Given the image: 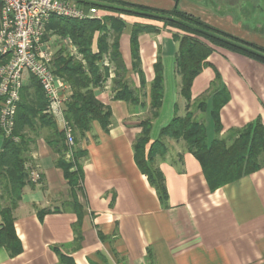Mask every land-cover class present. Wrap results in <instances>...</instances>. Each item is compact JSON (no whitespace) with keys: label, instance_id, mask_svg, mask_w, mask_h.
Segmentation results:
<instances>
[{"label":"crops","instance_id":"crops-1","mask_svg":"<svg viewBox=\"0 0 264 264\" xmlns=\"http://www.w3.org/2000/svg\"><path fill=\"white\" fill-rule=\"evenodd\" d=\"M102 2L119 8L131 5L153 12L191 15L264 49V0ZM99 11L101 19L115 17L126 24L120 37L126 76L123 80L116 77L115 67L105 55L100 66L103 71L106 62L110 65L109 76L94 90L96 98L111 110L110 125L105 129L94 121L84 134L75 135L74 131L73 160L68 161L65 154V161L73 162L76 150L84 152L73 168L78 165L82 171L78 190L58 165L61 156L52 147V127L36 119L33 128H26L30 182L12 211L21 251L12 255L0 247V264H264V167L222 188L211 189L188 145L162 136L176 117L184 118L190 112L189 101L180 94L179 42L174 37L184 33L162 19ZM135 25L154 29L139 35L138 69L131 49ZM210 46L213 53L209 65L193 82L190 100L205 98L206 110L196 112L195 119L203 116L209 143L250 124L260 122L264 126V62ZM93 51L99 52L98 34ZM157 63L162 69L163 100L158 115L152 118L151 89ZM126 84L140 97V105L116 99ZM25 89L29 91L28 102H34L36 88L28 74L24 76ZM71 94L72 90L69 98ZM217 94L229 98L218 113L219 134L214 120ZM148 119L147 150L158 140L167 149L154 163L165 180V203L135 160V145ZM54 121L57 130L65 133L63 124ZM3 145L0 137V154ZM31 173L39 174L40 179L33 180ZM6 189L7 180L1 178L0 196H5ZM2 225L0 204V229Z\"/></svg>","mask_w":264,"mask_h":264},{"label":"trees","instance_id":"trees-1","mask_svg":"<svg viewBox=\"0 0 264 264\" xmlns=\"http://www.w3.org/2000/svg\"><path fill=\"white\" fill-rule=\"evenodd\" d=\"M86 3V0H80ZM101 10L134 14L139 17L162 19L167 25H172L182 31L183 35H175L179 42L177 55V74L181 78L180 94L187 101L191 100V89L195 79L203 72L208 63V58L213 53L210 45L241 52L251 58L264 62V49L247 43L243 40L223 33L199 19L174 11L170 14L153 12L143 7L124 6L122 8L111 6L103 2H91ZM126 24L120 18L110 17L86 21H75L58 17L51 18L47 26V34L44 38L47 41L49 33L58 35L64 39H70L78 48L82 60L73 56L65 55L66 50L60 49L55 55L54 72L64 79L71 87L72 94L65 105V116L73 126L75 135L84 134L91 128L94 121L108 129L112 117L111 110L104 106L95 95V89L102 86L109 76V67L100 66L105 55L110 58L111 64L115 67L116 77L123 80L126 76V67L120 52V37ZM147 30H154L152 27L135 25L131 34V49L134 65L138 69L139 58V35ZM98 34L99 52L93 51V41ZM6 62V58L0 56V66ZM157 77L151 89V111L152 118L158 115L163 100V76L161 64L157 63ZM34 79L36 88L35 101L29 103L28 90H22L21 103L16 115V127L13 136L19 138V142L12 139H3V152L0 154V180H7L5 196H0L1 216L3 225L0 229V247L6 248L12 255L21 251L14 230L12 211L16 208L22 194V190L30 182L29 171L26 167L25 154L29 150V141L24 132L33 128L36 119L47 123L54 131L52 147L60 154L61 160L58 165L63 169L65 177L75 189L81 188L82 171L76 162L84 155L81 150L74 152V161L66 162L65 154L69 150L66 145V135L58 131L56 122L47 115V101L44 92L37 80ZM143 76L141 75V79ZM218 79V75H217ZM116 99L130 101L134 104H141L140 97L127 84L121 92L117 93ZM228 95L217 94L215 99L216 131L221 132L218 113L228 102ZM201 112L206 110V102L201 103ZM45 113V114H44ZM151 119L143 122L142 135L135 145V160L141 172H143L156 189L159 198L163 203L167 200L165 180L155 167V159L164 156L167 149L156 141L149 150L147 145L150 142L149 131ZM239 139L228 146V140H233V135ZM163 137L184 141L190 152L199 160L205 177L211 189L222 188L223 186L236 182L244 176L257 172L264 167V126L257 122L247 127L230 133L226 138H215L208 142L207 131L202 121L195 119V114L189 112L184 118H175L162 132ZM1 137V135H0ZM51 142V143H52ZM233 142V141H232ZM3 201V202H1Z\"/></svg>","mask_w":264,"mask_h":264},{"label":"built area","instance_id":"built-area-1","mask_svg":"<svg viewBox=\"0 0 264 264\" xmlns=\"http://www.w3.org/2000/svg\"><path fill=\"white\" fill-rule=\"evenodd\" d=\"M0 0V56L6 62L0 66V135L12 139L16 114L21 101L25 74L34 77L47 101L46 114L64 126L68 161L73 160L75 135L73 126L65 119V105L70 85L58 77L53 69L54 53L44 38L53 17L86 21L101 19L99 8L91 2L106 0ZM71 56L82 60L70 39L65 40ZM106 67L110 65L106 62ZM33 180L39 174L31 173Z\"/></svg>","mask_w":264,"mask_h":264},{"label":"rangeland","instance_id":"rangeland-1","mask_svg":"<svg viewBox=\"0 0 264 264\" xmlns=\"http://www.w3.org/2000/svg\"><path fill=\"white\" fill-rule=\"evenodd\" d=\"M66 39L64 38H61L59 37L58 35H55L53 33H49V37H47V41L49 42V45L54 53V60H55V55L56 53L58 52V50L60 49H65L66 50V53L65 55L67 56H71L70 54V51L68 50V46L65 42ZM54 60H53V67H54ZM124 79V78H123ZM39 84V83H38ZM205 101V98H201L199 100H196V101H191L189 102L188 104V107H189V111L192 112V113H196L198 111H200V106H201V103ZM203 118V116H201ZM202 118H197L196 120L198 121H202ZM221 139V138H220ZM225 139V138H223ZM228 140V138H226ZM239 139V136L238 135H233V142L231 140H228V146L232 145L235 141H237Z\"/></svg>","mask_w":264,"mask_h":264}]
</instances>
